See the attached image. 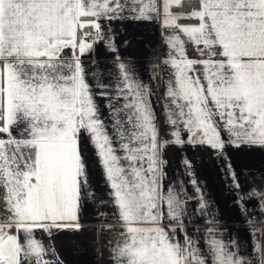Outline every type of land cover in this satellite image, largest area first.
Here are the masks:
<instances>
[{
	"label": "snow or ice",
	"instance_id": "snow-or-ice-1",
	"mask_svg": "<svg viewBox=\"0 0 264 264\" xmlns=\"http://www.w3.org/2000/svg\"><path fill=\"white\" fill-rule=\"evenodd\" d=\"M129 19L161 24L168 51L155 78L165 82L171 139L161 136L158 93L119 56L112 22ZM101 43L115 54L114 72L85 62ZM83 135L109 188L98 203L111 211L96 215L114 220L105 226L111 264H264V228L255 226L264 191L233 202L249 225V253L223 235L190 161L193 194L169 179L163 154L171 144L210 147L240 190L225 149L264 148V0H0V186L10 212L0 221V264H63L51 237L80 231L84 204L96 203ZM194 217L207 226L189 228Z\"/></svg>",
	"mask_w": 264,
	"mask_h": 264
},
{
	"label": "crops",
	"instance_id": "crops-1",
	"mask_svg": "<svg viewBox=\"0 0 264 264\" xmlns=\"http://www.w3.org/2000/svg\"><path fill=\"white\" fill-rule=\"evenodd\" d=\"M115 43L118 53L125 63L135 66V71L143 82L149 84L158 93V97H153V105L159 121L161 136L171 139L169 127L165 123L163 111V97L165 93L164 79H157V73L163 74L164 66L162 61L168 48L162 36V28L159 22L146 21H114L112 22ZM127 42V43H125ZM188 55L190 58H201L199 52L193 45H188ZM115 54L108 51L103 43L95 48V52L85 57V62L95 65L105 74L114 72L112 65L115 63ZM159 65L158 68L154 66ZM94 70L89 68V71ZM98 103L102 109V115H107L104 108L105 101L98 98ZM186 138L187 133L183 134ZM82 156L87 165L89 184L95 193L96 203L89 201L84 204L81 213V224L83 228L78 232L63 231L51 237L56 252L63 264H111L109 252V240L112 233L106 231L105 226L114 223L113 219L107 216L101 218L96 215L97 211L110 213L111 208L105 204L99 205L100 200H109L107 195L109 188L106 184L102 166L96 155V150L91 144L87 135H83L81 140ZM226 157L230 159L232 168L235 170L241 188L239 191L232 187L231 177L225 167V157L218 156L214 150L207 146H184L183 148L171 144L164 150V158L167 160L166 171L170 180L182 179L187 186V191L193 194V188L188 184L189 176L185 174L183 160L190 161L193 173L198 183L201 185L205 198L212 203L216 216L221 221L219 227L225 228L223 233L225 238L238 236L247 252L252 251V235H250L249 225L241 215L239 207L233 203L238 195L250 192L253 189L264 191V148L240 146H228L225 149ZM249 208L259 215L260 208L258 199L254 198L248 202ZM190 212L195 209V203H189ZM6 190L0 186V221L6 220L10 215L7 210ZM198 225L206 227L204 220L193 218L188 225L192 228ZM264 228V223L255 225ZM37 238L46 245L49 238L42 232L37 233ZM203 248V242H201Z\"/></svg>",
	"mask_w": 264,
	"mask_h": 264
}]
</instances>
